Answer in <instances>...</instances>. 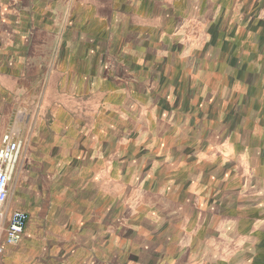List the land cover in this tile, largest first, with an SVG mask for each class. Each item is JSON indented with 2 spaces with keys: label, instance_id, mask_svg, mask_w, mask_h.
<instances>
[{
  "label": "rangeland",
  "instance_id": "374dc122",
  "mask_svg": "<svg viewBox=\"0 0 264 264\" xmlns=\"http://www.w3.org/2000/svg\"><path fill=\"white\" fill-rule=\"evenodd\" d=\"M138 2L156 21L102 64L123 90L97 125L76 111L83 156L89 140L114 158L115 260L127 245L129 264H264V0Z\"/></svg>",
  "mask_w": 264,
  "mask_h": 264
},
{
  "label": "crops",
  "instance_id": "0c3cea01",
  "mask_svg": "<svg viewBox=\"0 0 264 264\" xmlns=\"http://www.w3.org/2000/svg\"><path fill=\"white\" fill-rule=\"evenodd\" d=\"M138 1L0 0V148L4 133L22 141L12 204L19 192H41L29 199L34 209L19 243L6 244L0 229V264H129L127 245L126 259L115 260L103 214L114 203V158L89 140L93 152L83 156L76 111L87 110L97 125V112L121 92L113 88L123 90L113 75L103 77L102 64L114 59L120 32L153 26L156 15Z\"/></svg>",
  "mask_w": 264,
  "mask_h": 264
},
{
  "label": "built area",
  "instance_id": "2783aa9c",
  "mask_svg": "<svg viewBox=\"0 0 264 264\" xmlns=\"http://www.w3.org/2000/svg\"><path fill=\"white\" fill-rule=\"evenodd\" d=\"M21 155L22 141L14 133H6L0 148V229L5 234V243L12 245L20 242L30 220L28 211L12 204V182ZM3 251L0 245V254Z\"/></svg>",
  "mask_w": 264,
  "mask_h": 264
}]
</instances>
